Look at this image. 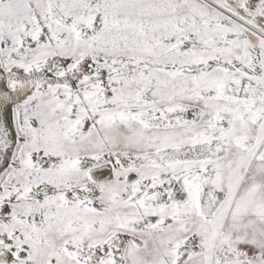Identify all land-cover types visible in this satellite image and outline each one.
I'll return each mask as SVG.
<instances>
[{
  "label": "snow or ice",
  "instance_id": "snow-or-ice-1",
  "mask_svg": "<svg viewBox=\"0 0 264 264\" xmlns=\"http://www.w3.org/2000/svg\"><path fill=\"white\" fill-rule=\"evenodd\" d=\"M0 264H264V0H0Z\"/></svg>",
  "mask_w": 264,
  "mask_h": 264
}]
</instances>
